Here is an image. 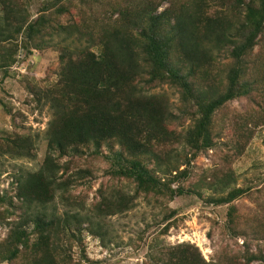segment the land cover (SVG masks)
Listing matches in <instances>:
<instances>
[{
  "label": "trees",
  "instance_id": "16d2710c",
  "mask_svg": "<svg viewBox=\"0 0 264 264\" xmlns=\"http://www.w3.org/2000/svg\"><path fill=\"white\" fill-rule=\"evenodd\" d=\"M0 6L5 75L19 60V47L52 49L58 58L53 81H24L36 104L50 109L51 120L40 166L21 170L10 190H0V226L6 229L0 264H94L85 233L102 238L105 221L135 208L139 198L160 204L200 197L186 184L193 162L217 146L214 118L227 103L260 99L255 113L235 123L234 155L264 122V48L255 51L264 41V0H0ZM226 58V80L219 83L216 63ZM164 86L180 94L179 117L166 93L155 91ZM186 120L188 128L178 130ZM36 137L0 135V159L36 160ZM97 159L107 164L106 179L88 204ZM233 173L220 168L206 178L220 193L206 201L226 206L219 223L226 241L213 257L205 260L189 242L157 252L151 244L142 264H264V202L252 217H242L235 202L250 190L229 189ZM58 205L67 208L63 214ZM176 214L170 210L161 220V234Z\"/></svg>",
  "mask_w": 264,
  "mask_h": 264
},
{
  "label": "rangeland",
  "instance_id": "374dc122",
  "mask_svg": "<svg viewBox=\"0 0 264 264\" xmlns=\"http://www.w3.org/2000/svg\"><path fill=\"white\" fill-rule=\"evenodd\" d=\"M167 5L166 2L163 3L159 11ZM29 9L36 13L38 4L29 6ZM0 15H2L1 6ZM61 21H65V18H61ZM4 46L6 48L8 44L5 43ZM263 48L264 41L262 40L256 46L255 51ZM17 55L19 60L7 68L6 75L4 70L0 69V135L17 133L37 136L38 151L36 160L10 159L9 157L0 159L1 191L11 189V182L21 170L37 169L46 152L45 130L51 120V111L48 107L36 104L33 97L28 95L24 81L29 79L43 83L53 81L55 79L53 72L58 68L57 53L52 49H34L29 53L25 48L19 47ZM229 63L227 58L221 60L219 64L216 63L217 69L221 71V76L218 77L219 83L226 80L225 75ZM155 91L166 93L172 110L179 117V106L182 104L179 92L168 86ZM259 102L258 97L255 100L236 99L227 103L216 114L214 121L220 129L218 144L193 162L192 175L186 184L187 188H196L201 194L200 197L184 195L171 202L163 200L160 204L154 202V199L148 203L143 200V197L139 198L135 208L105 221L107 233L102 236L103 239L85 233L86 255L90 261L94 264H142L147 261L149 245L155 244L153 252H157L161 247H169L182 242L196 245L204 259L210 260L219 244H225L226 241L219 226V223L223 222L226 206H215L206 201L209 196L220 194L215 189L209 188L207 176L217 172L220 168L233 169L235 181L230 184L229 189L243 187L250 190L235 202L240 206L242 217H252L258 205L264 202V122L255 128L251 126L252 129L254 128L253 137L240 156L234 155L231 147L235 139V123H238L240 117L255 113L259 109ZM189 122V120L178 122L176 128L178 130L188 128ZM93 162H96L99 167L96 173L98 180L89 190L84 188L85 186L79 189L82 192L87 190L88 204L94 201L96 189L106 179L102 175V169L107 164L98 159ZM183 168L184 166L181 167ZM66 209L62 205L57 206L61 214ZM170 210H177L178 214L166 221V223L170 222L171 227L166 233L161 234L160 229L165 226V224H160L161 220L168 215ZM208 232L212 233L213 240L208 238ZM5 233L6 229L0 226V237L5 236ZM237 241L239 244L243 243L242 239H237ZM256 247L257 243H252L251 249L256 250ZM257 263L254 262V264Z\"/></svg>",
  "mask_w": 264,
  "mask_h": 264
}]
</instances>
